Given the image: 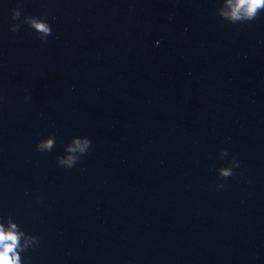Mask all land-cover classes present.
Listing matches in <instances>:
<instances>
[{"label": "water", "instance_id": "obj_1", "mask_svg": "<svg viewBox=\"0 0 264 264\" xmlns=\"http://www.w3.org/2000/svg\"><path fill=\"white\" fill-rule=\"evenodd\" d=\"M234 3L0 0L19 264H264V7L233 22Z\"/></svg>", "mask_w": 264, "mask_h": 264}, {"label": "clouds", "instance_id": "obj_2", "mask_svg": "<svg viewBox=\"0 0 264 264\" xmlns=\"http://www.w3.org/2000/svg\"><path fill=\"white\" fill-rule=\"evenodd\" d=\"M264 7V0H235V3L231 6L230 19L233 22L240 20H248L251 21L257 17L258 9ZM20 10L14 9L11 18L13 20H19L20 18ZM30 25L35 30L44 35L39 39L41 41L45 40V37L51 35V28L43 23L36 20H30ZM20 25L14 23L10 25V31H18ZM54 144L53 139H49L39 145L41 150L43 149H51ZM76 148H70L69 151L79 150L81 153L86 152L89 148L91 141L85 139L83 142L80 140L75 141ZM72 158L69 157L67 161H61V163H68L70 165ZM239 164V161H237ZM222 175L225 177H230L233 175L231 170L224 169L222 170ZM12 227H15L14 225ZM17 235L14 232H5L0 229V264H19V258L15 252V248L17 247Z\"/></svg>", "mask_w": 264, "mask_h": 264}]
</instances>
